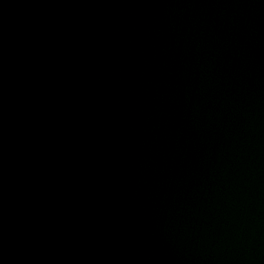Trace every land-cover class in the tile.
<instances>
[{
    "label": "water",
    "instance_id": "95a60500",
    "mask_svg": "<svg viewBox=\"0 0 264 264\" xmlns=\"http://www.w3.org/2000/svg\"><path fill=\"white\" fill-rule=\"evenodd\" d=\"M0 264H264V0H0Z\"/></svg>",
    "mask_w": 264,
    "mask_h": 264
}]
</instances>
